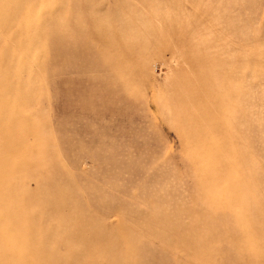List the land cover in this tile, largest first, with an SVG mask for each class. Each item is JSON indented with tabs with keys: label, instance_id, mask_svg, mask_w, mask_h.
Listing matches in <instances>:
<instances>
[{
	"label": "rangeland",
	"instance_id": "374dc122",
	"mask_svg": "<svg viewBox=\"0 0 264 264\" xmlns=\"http://www.w3.org/2000/svg\"><path fill=\"white\" fill-rule=\"evenodd\" d=\"M0 264H264V0H0Z\"/></svg>",
	"mask_w": 264,
	"mask_h": 264
}]
</instances>
